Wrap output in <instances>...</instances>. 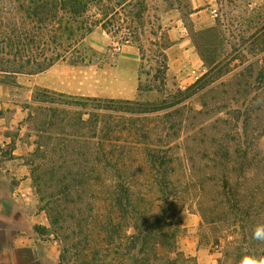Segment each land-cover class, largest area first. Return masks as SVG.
<instances>
[{"label":"rangeland","instance_id":"obj_1","mask_svg":"<svg viewBox=\"0 0 264 264\" xmlns=\"http://www.w3.org/2000/svg\"><path fill=\"white\" fill-rule=\"evenodd\" d=\"M10 2L11 0H0L2 23L10 19L13 8ZM118 2L119 0H114L110 4L118 11L113 26L105 30L98 27L81 45L80 49L86 56L87 64L70 66L58 63L41 74L21 77L19 83L22 87H15L12 92L15 101L19 102L21 98L28 97L29 91L35 89L74 97L126 101L128 99L112 96L129 86L130 75L125 73L121 76L115 72L122 59L132 58L138 62V86L141 85L142 91H138L139 98L128 101L153 105H159L163 100L173 103L180 99L178 90L186 91L192 88L195 82L188 76L192 69L188 65L177 76H172L168 71L165 76L162 75L164 62L171 72L178 70V56L165 48L169 43L172 44L170 30H173L174 26L177 27L176 25L179 26L194 49L193 57L197 62L200 61L205 73L210 69V64H227L224 67L233 68L243 57H251L248 53L240 55L239 50L244 49L246 44L243 40L248 39L255 30L250 29L247 19L254 14V8L264 6V0H212L209 4H206V0H141L140 3L135 1L132 7L122 9L117 5ZM213 11L217 13L216 18L211 15ZM114 44L121 45L122 51L115 52ZM212 53L217 57H213ZM163 55L166 58H163ZM201 55L209 65L202 61ZM256 72L257 68L250 76L252 78H247L252 91L247 101L259 95L256 88L260 86L254 82ZM227 82H230L227 85L236 83L230 79ZM202 85L204 81L189 90V100L185 101L188 110L171 112L173 107L168 111L171 114L164 117L168 121V128L160 126L156 134L158 136L153 137L156 141L162 139V144L170 149V155L175 160V174L167 211L170 221L179 227L176 238L174 242H170L168 248L158 247L155 251H135L127 255L123 250L121 256H125V264L234 262L232 258L224 257L226 249L228 251V243L233 239L232 232L219 222L208 224L203 221L197 204L195 183L191 184L190 178L192 175H199V168L202 173H206V207L208 205L213 208L215 204L212 201L217 199L219 202V188L215 181L211 182L208 178L213 175L217 177L220 173L214 172L219 171L214 169L207 154L213 141L220 143L224 138V127L217 119L225 117V110L228 108H242L244 102L234 95L238 91L237 87L231 89L230 85L224 86L217 94L207 99L206 96H198L195 92ZM148 87L154 90L149 91ZM31 97L27 101H30ZM212 97L215 99L211 100ZM260 99L264 100V95ZM206 102L207 108L204 107ZM30 113L31 110L25 109L23 104L12 103L6 106L0 115V127L5 129L0 132V140L5 139L6 143L4 147L0 145V157H20L30 175L32 169H37V177L43 176L45 181H49L45 174L53 167L57 168L62 160L67 161L68 166L64 172L78 171L83 165L84 157H50V153L44 156L39 154L38 138L47 136L48 131L42 132L36 128V121L28 119ZM256 115L253 127L263 129L264 110L257 111ZM163 120L160 114L156 113L150 115L144 124L148 129L154 130ZM141 123L143 122L138 124ZM246 146H249V157L264 159V133ZM201 157H206V161ZM93 159L94 157L90 158L91 163L87 167L91 169L92 166L96 173L100 172V166L94 164ZM127 164L130 165L129 175H134L132 193L141 214L147 215L151 208L154 212L157 211L163 204L159 200L160 196L153 185L142 154L134 153ZM96 173H91L92 179L87 185L78 186L80 191L83 189V193L87 194L85 198L83 196L82 201L75 204H65L67 222L60 223L57 227L50 224L47 235L59 245L57 251L60 264H119L117 251L120 245L126 243L125 236L133 233V229L131 226L127 227V224H124V231L123 228L118 230V220L111 203L104 196V184L96 179ZM41 188L50 192V182L43 183ZM36 198L37 208L50 223L45 201L40 202L37 194ZM174 211L176 212L172 216ZM206 257L210 260L212 257L213 263H210V260L206 263ZM0 263L7 264V259L0 258Z\"/></svg>","mask_w":264,"mask_h":264},{"label":"trees","instance_id":"obj_2","mask_svg":"<svg viewBox=\"0 0 264 264\" xmlns=\"http://www.w3.org/2000/svg\"><path fill=\"white\" fill-rule=\"evenodd\" d=\"M113 1L11 0L10 19L6 23L0 22V84L16 86L19 77L41 74L58 63L70 66L87 64L80 47L98 27L105 30L113 26L118 13L110 5ZM135 1L141 2L119 0L117 5L124 9L132 7ZM253 10L255 15H250L247 23L250 29L255 30L243 40L246 44L244 49L239 50L240 55L248 53L251 57H243L233 68L224 67L227 64H210V69L192 88L177 91L180 99L173 103L163 100L159 105H153L139 101L74 97L45 89H35L31 100L22 102L25 109L31 110L28 119L36 121V128L48 131L47 136L38 138L39 154L85 159L75 173L64 172L68 166L67 161L62 160L57 168L53 167L45 174L49 181H45L43 176L37 177V169L31 170L33 187L40 202L45 201L51 226L67 222L66 203L81 202L87 195L78 186L87 185L92 179L91 173H96L92 166L91 169L87 167L91 163L90 158L94 157L93 163L101 169L97 171L96 179L104 184V196L111 203L118 220V230L123 228L124 231V224L133 229L130 236H125L126 243L120 245L117 251L119 264H125V256H121L123 250L130 255L135 251L145 253L158 247L168 248L179 228L170 221L167 211L175 160L170 155V149L162 144V139L156 141L153 137L158 136L160 126L167 127L168 121L164 117L171 114L168 111L173 107L171 112L188 110L185 101L189 100V90L204 81V85L195 92L198 96H206L207 99L230 85L231 89L237 87L234 95L244 103L240 109L224 107L225 117L217 119L224 127V138L220 143L213 141L207 154L214 169L219 171L214 172L220 173L217 177L208 178L211 182L215 181L219 188V202L213 200V208L206 207V173L199 168V175L190 178L191 184L195 183L200 213L205 223L219 222L232 232L233 239L228 243L224 257L232 258L233 264H238L245 251L264 253V244L252 239L253 226L264 223V159L249 157V146H246L264 133V127H253L256 112L264 110V100L260 99L264 95V6ZM212 55L217 57L215 53ZM163 58L166 57L163 55ZM201 59L209 65L203 55ZM256 68L254 82L260 86L256 88L259 95L247 101L252 92L247 78H252L250 76ZM167 70L164 62L163 76ZM229 79L236 83L227 85ZM141 89L139 85L138 91ZM147 90L154 89L148 87ZM205 106L207 108V102ZM156 113L164 120L154 130L148 129L144 122ZM134 153L142 154L163 204L155 212L151 208L147 215L141 214L133 198L131 184L134 175H129L130 165L127 162ZM201 159L206 161V157ZM45 182H50V192L41 188ZM175 212L171 215L174 216Z\"/></svg>","mask_w":264,"mask_h":264},{"label":"crops","instance_id":"obj_3","mask_svg":"<svg viewBox=\"0 0 264 264\" xmlns=\"http://www.w3.org/2000/svg\"><path fill=\"white\" fill-rule=\"evenodd\" d=\"M211 2L212 0H206V4ZM176 26L170 30L172 37L169 36L172 44H168L166 51L172 50L178 56V70L171 72L167 66V71L172 76H177L188 65L190 69L192 68L188 76L190 80L196 82L203 76L201 75L197 80L194 76L202 69L201 63L195 60L194 49L190 41L179 26ZM122 60L115 74H121V76L125 73L129 74L130 84L112 97L128 100L139 98L137 59L136 61L132 58ZM20 78L17 79L16 86L0 84V115L8 104H22L32 96L34 90L29 91L28 97L21 98L19 102L15 101L12 92L15 87H22L19 83ZM3 130L5 129L0 127V132ZM5 144V139L0 140L2 147ZM37 204L30 172L22 159L20 157H0V258H6L7 264H60V255L58 257L57 251L59 245L47 235L50 223L44 213L37 208ZM209 260L206 257V263ZM210 263H213L212 257Z\"/></svg>","mask_w":264,"mask_h":264},{"label":"clouds","instance_id":"obj_4","mask_svg":"<svg viewBox=\"0 0 264 264\" xmlns=\"http://www.w3.org/2000/svg\"><path fill=\"white\" fill-rule=\"evenodd\" d=\"M252 239L259 244H264V223H257L252 228ZM238 264H264V253L245 251Z\"/></svg>","mask_w":264,"mask_h":264},{"label":"built area","instance_id":"obj_5","mask_svg":"<svg viewBox=\"0 0 264 264\" xmlns=\"http://www.w3.org/2000/svg\"><path fill=\"white\" fill-rule=\"evenodd\" d=\"M211 15H212L213 18H216V17H217V13H216L215 11H213V12L211 13ZM113 46H114V51H115V52H121V51H122V47H121V45L114 44ZM204 73H205V71H204V69L202 68L197 74L194 75L195 78H196V80H197L201 75H203Z\"/></svg>","mask_w":264,"mask_h":264}]
</instances>
